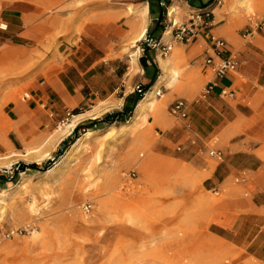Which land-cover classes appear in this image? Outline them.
I'll use <instances>...</instances> for the list:
<instances>
[{
	"label": "rangeland",
	"instance_id": "obj_1",
	"mask_svg": "<svg viewBox=\"0 0 264 264\" xmlns=\"http://www.w3.org/2000/svg\"><path fill=\"white\" fill-rule=\"evenodd\" d=\"M148 1L158 17L157 2ZM216 2L220 5L215 15L222 10L235 19L237 42L264 50L258 45L264 37V0ZM175 5L179 9L173 15L181 22L188 8L184 2ZM4 26L0 23V35L7 37ZM145 32L159 38L161 28L156 21H149ZM136 45L139 47V41ZM176 47L185 49L174 45L167 59ZM123 48L122 60L111 62L109 55L104 59L125 89L120 88L105 101L70 109L68 117L64 110L54 111L46 97L33 92L35 82L10 87L0 99V176L4 178L0 182V264H153L155 257L185 264L192 256L197 257L198 264H256L243 239L230 233L237 213L227 208L228 203L249 197L253 187H244L243 183L250 178L232 176L220 190L208 181L216 168L215 179L220 180L222 166V159H212L208 152L225 153L228 135L204 140L203 147L190 134L177 140V130L185 121L168 116L170 103L164 89L163 98L154 97L161 99L154 112L157 116L148 112L143 123L124 127L142 99L134 103L136 94L131 93L145 76L141 58L147 65L151 57L139 52L136 68L130 71L134 47L129 41ZM192 59L183 56L175 60L173 70L178 78L172 85L164 83L155 89L164 85L190 104L200 99L211 71L194 65ZM22 61V57H8L2 67L7 79L13 78L14 68H27L29 64L24 66ZM150 68L157 80L161 72L152 62ZM234 76L242 89L244 78L237 73ZM186 86L196 90L193 96L181 95ZM25 92L30 94L29 100L22 101ZM123 92L127 94L124 101L120 100ZM110 101L119 105L101 111L96 118L84 117L55 144L53 137L59 126ZM94 121L98 123L85 129ZM76 127L77 138L61 147ZM87 131L92 134L85 136ZM122 145L130 150V161L118 154ZM45 152L48 157H44ZM142 157L150 159L149 173L136 169ZM31 165L37 169H31ZM130 171L135 172V178H130ZM107 174L115 177L120 188L114 197L106 187ZM86 205L90 206L88 210L84 209ZM4 234L9 237L3 239Z\"/></svg>",
	"mask_w": 264,
	"mask_h": 264
},
{
	"label": "crops",
	"instance_id": "obj_2",
	"mask_svg": "<svg viewBox=\"0 0 264 264\" xmlns=\"http://www.w3.org/2000/svg\"><path fill=\"white\" fill-rule=\"evenodd\" d=\"M155 1L158 5L159 0ZM162 1L175 9H179L176 3L184 2L189 11L209 0H198L195 6H190L187 0ZM215 2L213 0L208 5L213 8V13L220 5ZM140 9L146 10L144 25L146 23L147 30L149 21L157 22L159 18L153 14L148 0H0V23L6 25L7 36L0 35V99L5 98L10 87L35 82L33 92L46 97L54 111L64 110L65 113L116 95L125 86L106 67L108 61L104 57L109 55L111 62L123 59V46L132 42L142 25L137 15ZM234 20L222 10L214 14L213 33L226 41L230 54L233 51L236 53L238 67L218 80L207 95L202 92L200 99L191 104L185 100L187 117L178 120L185 122L177 130L176 139L190 134L196 137L197 145L203 147L204 140L228 135L225 153L218 150L222 155L220 180L215 179L219 169L216 168L208 181L220 190L232 176L247 175L250 178L243 183L244 187L248 184L253 187L249 197H240L227 204L228 209L237 213L234 229L229 231L243 239L248 254L256 264H264V50L247 43L239 44ZM179 45L185 47H176L182 51V57L193 58L194 65L206 67L203 58L206 56L207 41L203 36ZM258 45L264 47V37ZM145 54H149L151 60H146L148 66L145 64L143 68L145 76L141 81L146 87H155L158 79L157 76L153 78L150 63L162 73L159 59L173 69L175 60L179 58L172 56L167 59L170 54L165 58L159 57L154 51ZM8 57H22V65H29L27 68H14L13 78L7 79V72L2 67ZM234 73L244 78L242 89L237 87L239 81ZM160 88L161 96L164 89L170 105L182 99L164 85ZM222 88L232 91L234 97L220 96ZM195 91L192 86H186L181 95L188 98ZM124 93L122 101L127 96ZM225 99L232 102L221 101ZM235 157L243 160H233Z\"/></svg>",
	"mask_w": 264,
	"mask_h": 264
},
{
	"label": "built area",
	"instance_id": "obj_3",
	"mask_svg": "<svg viewBox=\"0 0 264 264\" xmlns=\"http://www.w3.org/2000/svg\"><path fill=\"white\" fill-rule=\"evenodd\" d=\"M217 3V2H216ZM158 7L160 9L159 18L157 20V26L161 28V35L159 38H155L152 33L145 34L139 40V52L144 54L148 51L157 52L159 57H167L174 45L188 44L198 36H203L207 41L206 56L203 58V64L211 71V79L207 81L203 89V95H207L216 85L217 81L225 77L227 74L234 72L238 67V61L235 55L230 54L227 49L226 41L216 36L213 33V8L210 6L198 8H190L186 19L181 22H177L173 15L174 10L172 6L167 5L164 1H158ZM4 26L3 29H5ZM2 29V28H1ZM249 33L247 36H250ZM246 38V36H243ZM153 92L154 96H161V88L155 89L154 86L146 87L139 83L135 84L131 93L144 98L147 93ZM219 95L228 99L234 97V93L227 89H221ZM29 93H24L22 101L29 100ZM168 115L175 120H183L187 117V104L185 100L179 99L174 101L168 107ZM67 117L71 114L66 111ZM195 141L193 140L192 143ZM208 155L212 159H221V153L218 150H212L208 152ZM134 171H130V178H135ZM215 195L218 192L214 193ZM89 205H86L84 209L88 210ZM9 237L8 234L2 235V238Z\"/></svg>",
	"mask_w": 264,
	"mask_h": 264
},
{
	"label": "bare ground",
	"instance_id": "obj_4",
	"mask_svg": "<svg viewBox=\"0 0 264 264\" xmlns=\"http://www.w3.org/2000/svg\"><path fill=\"white\" fill-rule=\"evenodd\" d=\"M172 10L175 11V8H172ZM145 9H140L139 11H137V15L140 17L141 19V27L138 31V35L137 37H135L132 42H131V46L134 47V50L130 52V71L134 70V68H136V61H137V57L139 56V49L136 45V43L140 40V38L145 34V27H144V22H145ZM183 55L182 51L180 49H175L174 52L172 53L173 57L176 58H181ZM160 66H161V70L162 73L158 78V81L155 85V88H157L158 85L160 84H164V83H168L169 85H172L173 82H175V80L178 78V73L177 71L174 69H170L167 65H165L160 59L158 60ZM154 94L153 92H149L146 94V96L144 98H142L136 105L135 107V111H134V115L132 116V118L130 119V121H128L126 123V125H123L124 127L128 126L130 128V126H136L138 124H141V122L143 123L144 121V117L145 115L149 112V113H154L157 107V102H159L161 99H156L154 98ZM164 96H161V98H163ZM119 104H114L113 101L110 102H104L101 103L100 105H97L96 107L93 108V110L88 111L87 114H80V115H75L73 116L67 123H65L62 126H59L56 130V133L53 137V141L56 143H58L63 137H65L66 135H68L71 130L74 128V126L76 125V123H78L80 120H82L84 117H91V118H96L98 116V114L101 111H105V110H109L111 108L116 107ZM155 115V113H154ZM157 116V115H155ZM157 119V118H156ZM92 132L91 131H87L85 132V136L91 135ZM146 134V132H142V135ZM141 135V136H142ZM127 146L122 145L120 147V151L118 152V154L120 156H122V158H124L126 161H130V150H128L126 148ZM49 153L45 152L44 153V157H48ZM149 161L150 159L148 157H142V159L138 160L136 163V169L137 170H144L145 173H149L150 172V165H149ZM107 182H106V187L107 189L112 193V197H114L115 192H117L116 190L120 189L119 186L116 184V180L115 177L111 174H107ZM118 198V195L116 196ZM217 224H220L217 222ZM153 264H183L180 263L179 261H168L165 258H160V257H155L152 259ZM227 263H230L229 260L226 261ZM185 264H198V259L196 256H192L189 260L188 263Z\"/></svg>",
	"mask_w": 264,
	"mask_h": 264
},
{
	"label": "trees",
	"instance_id": "obj_5",
	"mask_svg": "<svg viewBox=\"0 0 264 264\" xmlns=\"http://www.w3.org/2000/svg\"><path fill=\"white\" fill-rule=\"evenodd\" d=\"M198 1V0H187V3L190 5V6H195V2ZM213 0H209V2H207L206 4H202L200 3L199 6H197L198 8H202V7H206L208 6ZM141 61L143 62V66L145 67V60L143 58H141ZM147 87H150L147 86ZM141 97H139L138 95H136V98L134 100V103L137 102L138 100H140ZM104 119H108V116H104ZM95 123H98V122H90L88 126H85V129H90L92 127L93 124ZM78 129L79 128H75L72 135H70L68 138H66L65 140H63L61 142V147H64L66 146L68 143L72 142L74 139L77 138V132H78ZM31 169H37V166L36 165H31L30 166ZM4 180V178L2 176H0V182H2Z\"/></svg>",
	"mask_w": 264,
	"mask_h": 264
}]
</instances>
